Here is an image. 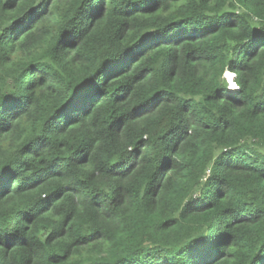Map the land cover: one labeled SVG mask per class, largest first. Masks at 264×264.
<instances>
[{
    "label": "trees",
    "instance_id": "1",
    "mask_svg": "<svg viewBox=\"0 0 264 264\" xmlns=\"http://www.w3.org/2000/svg\"><path fill=\"white\" fill-rule=\"evenodd\" d=\"M0 264H264V0H0Z\"/></svg>",
    "mask_w": 264,
    "mask_h": 264
},
{
    "label": "rangeland",
    "instance_id": "2",
    "mask_svg": "<svg viewBox=\"0 0 264 264\" xmlns=\"http://www.w3.org/2000/svg\"><path fill=\"white\" fill-rule=\"evenodd\" d=\"M227 76V75H226ZM233 75H231V79H229V76H227L226 80H227V83L229 85V90H235V89H238L237 85L235 84L234 82V79H233ZM235 85V87H233L232 85Z\"/></svg>",
    "mask_w": 264,
    "mask_h": 264
},
{
    "label": "snow or ice",
    "instance_id": "3",
    "mask_svg": "<svg viewBox=\"0 0 264 264\" xmlns=\"http://www.w3.org/2000/svg\"><path fill=\"white\" fill-rule=\"evenodd\" d=\"M226 75L229 76V79H231V75H232L231 73H226ZM232 86L235 87L234 84Z\"/></svg>",
    "mask_w": 264,
    "mask_h": 264
},
{
    "label": "bare ground",
    "instance_id": "4",
    "mask_svg": "<svg viewBox=\"0 0 264 264\" xmlns=\"http://www.w3.org/2000/svg\"><path fill=\"white\" fill-rule=\"evenodd\" d=\"M233 79H235V76L233 77ZM235 90H237V89H235Z\"/></svg>",
    "mask_w": 264,
    "mask_h": 264
},
{
    "label": "clouds",
    "instance_id": "5",
    "mask_svg": "<svg viewBox=\"0 0 264 264\" xmlns=\"http://www.w3.org/2000/svg\"><path fill=\"white\" fill-rule=\"evenodd\" d=\"M233 75V74H232ZM234 76V75H233Z\"/></svg>",
    "mask_w": 264,
    "mask_h": 264
}]
</instances>
